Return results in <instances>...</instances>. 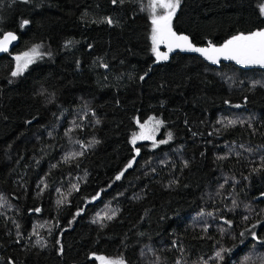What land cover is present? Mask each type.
I'll list each match as a JSON object with an SVG mask.
<instances>
[{"label": "trees", "instance_id": "trees-1", "mask_svg": "<svg viewBox=\"0 0 264 264\" xmlns=\"http://www.w3.org/2000/svg\"><path fill=\"white\" fill-rule=\"evenodd\" d=\"M150 3L0 0V264H264V65L158 60ZM263 3L180 0L172 31L220 47Z\"/></svg>", "mask_w": 264, "mask_h": 264}, {"label": "snow or ice", "instance_id": "snow-or-ice-1", "mask_svg": "<svg viewBox=\"0 0 264 264\" xmlns=\"http://www.w3.org/2000/svg\"><path fill=\"white\" fill-rule=\"evenodd\" d=\"M122 2V0H121ZM180 0H151L150 7L152 10V42H153V51L156 53V57L158 60H166L168 59L167 53H161L158 50V45L166 44L168 46V50L171 51L173 47L182 48L190 51H195L203 54L208 60L219 63L220 58L224 59H232L236 60L241 64H262L264 65V30L251 32L248 35H238L232 37L230 40H227L220 47L210 46L208 48H197L193 46L189 42V38L184 35L177 36L175 32L172 31L171 21L172 17L175 15V11L179 6ZM113 3H116V0H113ZM164 9V13L162 15H156V9ZM261 12L264 13V5L261 6ZM107 22L109 24L112 23L111 19H108ZM29 21H23V24H28ZM10 39H15L14 34L8 33L3 41H0V50H7V43ZM39 46H36L32 49L31 54L25 53L23 57V64L19 63L22 60V57L17 56V71L13 72L12 75L15 76L18 72L22 71L27 64L32 62L34 56H39ZM105 67H107L105 65ZM143 79V77H141ZM159 123V122H157ZM229 123H235L234 121H230ZM143 128L144 126L141 125ZM150 135H144L141 133L139 137L133 136V143H135L136 139H152ZM169 138H171V134H169ZM160 143H166V141H160ZM155 146V145H154ZM139 150H137L138 152ZM82 154V153H80ZM80 154H73L80 155ZM67 159V158H66ZM128 167H131V162ZM123 173L116 177L117 180L121 178ZM99 195V194H97ZM95 199V197L93 198ZM39 211V209H37ZM107 215V214H105ZM108 219H112L111 216L107 217ZM101 219H103L101 217ZM255 227V226H253ZM243 235V233H241ZM223 251V250H222ZM217 256H220V253H217ZM104 260V264H123L122 261H109L105 260V258H101Z\"/></svg>", "mask_w": 264, "mask_h": 264}, {"label": "rangeland", "instance_id": "rangeland-1", "mask_svg": "<svg viewBox=\"0 0 264 264\" xmlns=\"http://www.w3.org/2000/svg\"><path fill=\"white\" fill-rule=\"evenodd\" d=\"M263 5H264V3H263ZM164 11H165L164 9L157 8L156 9V15L157 16L162 15L164 13ZM151 17H152V10H151ZM164 45H165V49L168 48V46L166 44H160V45H158V50H160V48L162 46H164ZM32 49H31V51H32ZM31 51L29 52V54H31ZM41 51H42L41 47L39 46V53L40 54H41ZM35 57L36 56H34L33 59ZM33 59H32V61H33ZM19 63L23 64V58H22V60ZM29 65H30V63L27 64V66L24 67L23 70L20 71V72L21 73L24 72ZM157 122H159V123H157ZM141 125H143L144 127L142 128ZM161 129H162L161 122L159 120H157V119H154V118L149 120V121H147V122H145V123H143V124L138 123V128H137V131H136V133L134 135L139 137L141 135V133H143L144 135H150L153 138L152 139H136L135 144L138 143L139 141H150L153 146L155 145L154 147L159 146L160 144H162V143H160V141H167L169 139V136L164 138V139H162L160 137L161 136L160 135L161 134ZM132 141H133V137H132ZM146 258H147V256H146Z\"/></svg>", "mask_w": 264, "mask_h": 264}, {"label": "water", "instance_id": "water-1", "mask_svg": "<svg viewBox=\"0 0 264 264\" xmlns=\"http://www.w3.org/2000/svg\"><path fill=\"white\" fill-rule=\"evenodd\" d=\"M8 33H12V34H14V36H15V39H10L9 40V42L7 43V50H0V56L1 55H3V54H5V53H7V52H9V51H11V50H13L17 45H18V43L20 42V36H19V34H17V33H15V32H13V31H6V32H4L3 34H2V36L0 37V41H3L4 40V38H5V36L8 34ZM177 35V34H176ZM177 36H180V35H177ZM185 36V35H184ZM189 42L192 44V42L189 40ZM193 45V44H192ZM161 48H165V45L164 46H162ZM198 48V47H197ZM182 48H175V47H173V49L171 50V51H169L168 50V48H166V49H160L159 51L161 52V53H167V55H169L171 52H173V51H176V50H181ZM183 51H186V52H190V53H194V54H199V55H202V56H204L203 54H201V53H199V52H195V51H190V50H186V49H182ZM222 59H224L223 57H221L220 58V60H222ZM17 63H18V61H17ZM16 63V64H17ZM262 199H264V195H262V196H259V197H257L256 198V200L257 201H260V200H262Z\"/></svg>", "mask_w": 264, "mask_h": 264}]
</instances>
